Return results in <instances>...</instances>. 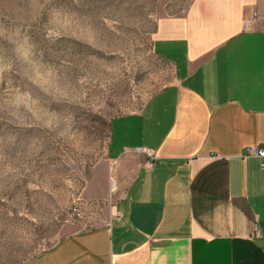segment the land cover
<instances>
[{"label":"crops","instance_id":"crops-1","mask_svg":"<svg viewBox=\"0 0 264 264\" xmlns=\"http://www.w3.org/2000/svg\"><path fill=\"white\" fill-rule=\"evenodd\" d=\"M153 49L174 77L112 121L115 210L21 264H264V168L246 154L264 146V0H192Z\"/></svg>","mask_w":264,"mask_h":264},{"label":"rangeland","instance_id":"rangeland-1","mask_svg":"<svg viewBox=\"0 0 264 264\" xmlns=\"http://www.w3.org/2000/svg\"><path fill=\"white\" fill-rule=\"evenodd\" d=\"M191 1L0 0V264L109 219L112 121L173 80L153 35Z\"/></svg>","mask_w":264,"mask_h":264},{"label":"built area","instance_id":"built-area-1","mask_svg":"<svg viewBox=\"0 0 264 264\" xmlns=\"http://www.w3.org/2000/svg\"><path fill=\"white\" fill-rule=\"evenodd\" d=\"M255 17H253V20ZM246 25H248V20L245 22ZM138 150H142V148H138ZM151 155V153H149ZM246 154L249 156H257L262 159V167L264 168V146L260 145H249L246 147ZM115 185V182H113ZM71 219H79L82 217V213L80 210V207L78 205H75L71 207L70 209Z\"/></svg>","mask_w":264,"mask_h":264},{"label":"trees","instance_id":"trees-1","mask_svg":"<svg viewBox=\"0 0 264 264\" xmlns=\"http://www.w3.org/2000/svg\"><path fill=\"white\" fill-rule=\"evenodd\" d=\"M162 58V57H161ZM164 60L168 61L166 58H163Z\"/></svg>","mask_w":264,"mask_h":264}]
</instances>
